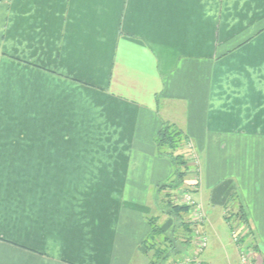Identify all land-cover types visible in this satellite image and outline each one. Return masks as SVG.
I'll list each match as a JSON object with an SVG mask.
<instances>
[{"label": "crops", "instance_id": "obj_1", "mask_svg": "<svg viewBox=\"0 0 264 264\" xmlns=\"http://www.w3.org/2000/svg\"><path fill=\"white\" fill-rule=\"evenodd\" d=\"M165 124L198 160L201 264H239L237 210L264 264V0H0V264L146 258Z\"/></svg>", "mask_w": 264, "mask_h": 264}, {"label": "rangeland", "instance_id": "obj_2", "mask_svg": "<svg viewBox=\"0 0 264 264\" xmlns=\"http://www.w3.org/2000/svg\"><path fill=\"white\" fill-rule=\"evenodd\" d=\"M191 147H189V151L187 150L186 156L188 162L190 163V170L188 171L187 177L183 181V186L180 189L178 188L175 190L167 189L166 191L162 190V192H159L158 190L154 195L156 201V214L155 216H146V221L149 218L157 219L155 220L156 225L160 226L164 233H166L167 235H169L171 230L175 228V234H177L178 237L184 236V231L182 230L183 227L181 224L182 222L189 225L190 230H192L191 243L189 245H186V247H183L182 251L178 255H172L166 262L162 264H180L187 258H194V260L197 259L201 264L199 254L207 247V238L202 232L205 215L202 211L201 206L193 198V184L195 182L189 181L193 177V162L191 160H193L195 164L198 165L196 154L193 150V147ZM189 158L191 160H189ZM190 182H193V184ZM168 202L173 205H186L189 207V210L185 213L175 215L174 217L167 216L166 214H164V212H162V209L166 210L165 208ZM159 207H161V211L159 210ZM239 212L240 211L237 210L236 212H234L236 214L231 215L232 211H229L226 218L229 221V239L237 250L238 262L239 264H262L259 257H257L251 249L243 246L242 241L247 235L250 234V228L249 225L245 223L243 214L240 212L241 214L238 215ZM147 258L137 259L136 264H147Z\"/></svg>", "mask_w": 264, "mask_h": 264}, {"label": "trees", "instance_id": "obj_3", "mask_svg": "<svg viewBox=\"0 0 264 264\" xmlns=\"http://www.w3.org/2000/svg\"><path fill=\"white\" fill-rule=\"evenodd\" d=\"M185 140L186 138L183 133L170 124H165L158 132L155 139L157 154L162 157H167L170 160L173 167V174L167 182L157 187V191L162 192V190L166 191L167 189L175 190L183 186V181L190 170V163L186 158L187 150L184 146ZM165 209H162L164 214L174 217L175 215L187 212L189 207L186 205H173L168 202ZM159 210L161 211V207H159ZM240 214L239 212L238 215ZM155 220L157 219H147L150 226V233L140 244L141 253L146 258L148 257L147 264H162L166 262L172 255H178L183 247L191 243L192 239V230H190L189 225L186 223H181L182 230L184 231L182 238L175 234L176 229L173 227H170L173 229L167 235L160 226L156 225Z\"/></svg>", "mask_w": 264, "mask_h": 264}, {"label": "built area", "instance_id": "obj_4", "mask_svg": "<svg viewBox=\"0 0 264 264\" xmlns=\"http://www.w3.org/2000/svg\"><path fill=\"white\" fill-rule=\"evenodd\" d=\"M204 245V242H203ZM180 264H200L197 259L194 260V258H187L186 260H183Z\"/></svg>", "mask_w": 264, "mask_h": 264}]
</instances>
